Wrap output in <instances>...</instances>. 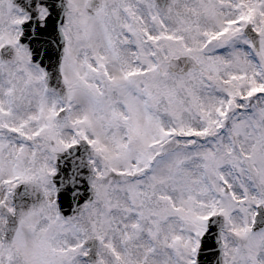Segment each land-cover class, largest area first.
Wrapping results in <instances>:
<instances>
[{
	"label": "snow or ice",
	"instance_id": "1",
	"mask_svg": "<svg viewBox=\"0 0 264 264\" xmlns=\"http://www.w3.org/2000/svg\"><path fill=\"white\" fill-rule=\"evenodd\" d=\"M0 264H264V0H0Z\"/></svg>",
	"mask_w": 264,
	"mask_h": 264
}]
</instances>
